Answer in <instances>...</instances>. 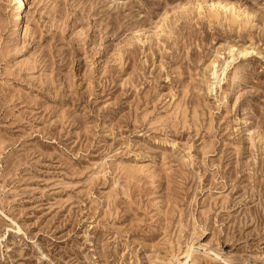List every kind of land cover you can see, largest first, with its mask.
Masks as SVG:
<instances>
[{"label":"rangeland","instance_id":"1","mask_svg":"<svg viewBox=\"0 0 264 264\" xmlns=\"http://www.w3.org/2000/svg\"><path fill=\"white\" fill-rule=\"evenodd\" d=\"M13 6L0 264H264V0Z\"/></svg>","mask_w":264,"mask_h":264},{"label":"bare ground","instance_id":"2","mask_svg":"<svg viewBox=\"0 0 264 264\" xmlns=\"http://www.w3.org/2000/svg\"><path fill=\"white\" fill-rule=\"evenodd\" d=\"M12 3L14 4V6H13V15H14V17H15V24H14V26H15V28H16V30H19L18 28H19V21H20V19H21V14L23 13V11H24V6H25V0H12ZM12 15V16H13ZM17 33V32H16ZM225 69V68H224ZM236 72H238L237 70H235V72L233 71V75L230 77V81H231V84L233 85L235 82H236V80H237V74H236ZM215 72H213V74H214Z\"/></svg>","mask_w":264,"mask_h":264}]
</instances>
